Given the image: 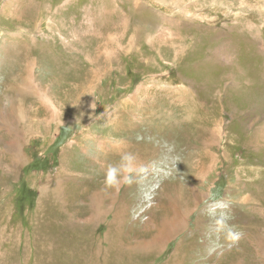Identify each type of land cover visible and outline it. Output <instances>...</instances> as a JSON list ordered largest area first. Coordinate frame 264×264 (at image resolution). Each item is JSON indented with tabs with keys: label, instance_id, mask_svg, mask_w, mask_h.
<instances>
[{
	"label": "rangeland",
	"instance_id": "374dc122",
	"mask_svg": "<svg viewBox=\"0 0 264 264\" xmlns=\"http://www.w3.org/2000/svg\"><path fill=\"white\" fill-rule=\"evenodd\" d=\"M0 264H264V0H0Z\"/></svg>",
	"mask_w": 264,
	"mask_h": 264
},
{
	"label": "clouds",
	"instance_id": "9594fccd",
	"mask_svg": "<svg viewBox=\"0 0 264 264\" xmlns=\"http://www.w3.org/2000/svg\"><path fill=\"white\" fill-rule=\"evenodd\" d=\"M114 172H115V169L110 170V173H109V179L112 178V175H113ZM230 238H231L233 241H235V240H237V239L239 238V234H237V233H230Z\"/></svg>",
	"mask_w": 264,
	"mask_h": 264
},
{
	"label": "bare ground",
	"instance_id": "6f19581e",
	"mask_svg": "<svg viewBox=\"0 0 264 264\" xmlns=\"http://www.w3.org/2000/svg\"><path fill=\"white\" fill-rule=\"evenodd\" d=\"M152 213V212H151ZM171 218V217H170ZM158 230V229H157ZM164 232V231H163ZM160 238V237H159ZM150 240V239H149ZM154 240V239H153ZM148 242V241H147ZM151 243V242H150ZM80 251V250H79Z\"/></svg>",
	"mask_w": 264,
	"mask_h": 264
}]
</instances>
